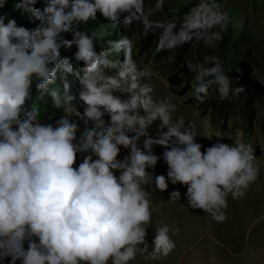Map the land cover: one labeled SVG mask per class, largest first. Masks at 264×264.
I'll return each instance as SVG.
<instances>
[{
  "label": "clouds",
  "instance_id": "9594fccd",
  "mask_svg": "<svg viewBox=\"0 0 264 264\" xmlns=\"http://www.w3.org/2000/svg\"><path fill=\"white\" fill-rule=\"evenodd\" d=\"M39 2L16 4L38 22L34 28L0 14V264H131L143 255L167 257L176 247L167 225L155 228L149 253L152 186L164 193L169 183L183 185L190 209L225 222L229 196L243 197L260 176L253 146L217 140L202 151L195 123L173 119L177 105L170 95L154 96L153 73L137 64L133 40L124 35L98 51L97 32L83 26L98 14L112 25L123 17L125 29L138 23L145 36L160 30L156 51L162 52L194 40L215 47L239 23L216 0H186L185 7L194 6L182 23L154 18L165 0L147 8L146 0H43L42 8ZM6 4L0 0V9ZM73 46L74 56L61 54ZM71 59L82 63V74ZM186 65L196 74L191 95L199 103L213 85L221 101L246 91L233 88L231 69L218 56ZM69 75L79 82L76 94ZM34 92L40 99L50 95L63 113L59 119L42 121ZM157 121L153 137L149 129ZM156 145L164 148L166 176L149 171L161 159ZM121 149L128 151L123 159ZM169 196L181 200L179 190Z\"/></svg>",
  "mask_w": 264,
  "mask_h": 264
},
{
  "label": "rangeland",
  "instance_id": "374dc122",
  "mask_svg": "<svg viewBox=\"0 0 264 264\" xmlns=\"http://www.w3.org/2000/svg\"><path fill=\"white\" fill-rule=\"evenodd\" d=\"M18 2L19 0H7L0 13H8L11 16L12 12L17 15L22 13L16 8ZM185 2L186 0H165L163 12L157 13L154 18L175 17L177 22L182 23L183 15L189 7L194 6L185 7ZM216 2L222 10L233 17L234 24L239 23L240 26H229V29L223 33V39L218 41L215 47H206L202 41L194 40L174 50L157 52L156 41L160 30L150 31L145 36L142 33V25L138 23L125 29L123 17L119 23L112 25L98 14L96 22H89L92 26H84L89 30H92V27L96 28L98 51L107 48L109 40L115 41L124 35L133 40L134 58L137 64L153 73L152 83L156 86L154 96L160 99L170 95L171 101L177 105V111L172 114L173 119L182 118L185 124L189 121L195 123L198 133L197 142L204 146L202 151L217 140L224 143L242 140L253 146L260 164V176L245 195L237 199L229 196L226 210L228 218L223 223L215 222L202 210L190 209L186 205L185 186L169 183V189L164 193H159L152 186L149 190L152 194L154 212L152 227L148 229L147 237L149 253L152 251L155 228L162 225L170 228L169 235L175 241L176 247L167 257L160 256L153 259L150 255H143L138 256L131 264H264V91L261 90L260 85H247V88L255 92L256 98L250 96L246 104L232 110L230 106L217 108L212 103L218 93L216 86L213 85L206 101L199 103L191 95L196 74L190 72L186 65L188 62H201L207 52L216 56L226 38L233 39L241 32H248L264 46V0H216ZM154 3L155 0H146L145 7H150ZM22 23L20 22L19 25ZM104 32L107 35H104ZM73 48L75 53V46ZM120 59H123L122 54ZM249 66L250 62L247 69ZM73 67L82 74V63L75 62ZM249 70L250 74L254 75L255 70ZM67 78L71 84V93L76 94L80 88L78 80L72 75ZM57 84H60L59 80ZM36 103L41 109L43 122H54L63 114L62 111L52 107L50 95L46 94L43 99H36ZM214 108L221 109V114L219 115ZM49 117L52 119L50 120ZM158 123L157 121L149 129V134L153 137L156 135ZM80 126L83 129V122ZM140 143L142 146L143 138ZM154 151L161 159L156 168L149 171L154 175L166 176L167 165L162 159L164 148L156 145ZM127 154V150L121 149L118 158L123 159ZM80 162L82 160L78 158L77 165ZM173 190L181 192L180 201H169V193Z\"/></svg>",
  "mask_w": 264,
  "mask_h": 264
},
{
  "label": "trees",
  "instance_id": "16d2710c",
  "mask_svg": "<svg viewBox=\"0 0 264 264\" xmlns=\"http://www.w3.org/2000/svg\"><path fill=\"white\" fill-rule=\"evenodd\" d=\"M36 7L42 8L43 0H40ZM11 14L12 16L10 15V18H15L17 20L18 25L20 22H23L21 26H25L27 28H34L36 23H38L30 20L27 14L18 13L17 15L15 12H12ZM88 25L92 26L91 23H89ZM95 29L96 28L92 27V30ZM64 35L67 39L72 38L70 33ZM219 49L220 51L217 53L216 56H218L223 61L226 71L231 69L228 74L232 80L233 88L243 87L246 91L237 95L236 97L232 95L227 100L223 101L219 99V94L217 93L215 99L212 100V103L217 108L230 106L232 110H236L237 106L239 107L242 104H246L249 101L250 96H252L253 99L256 98L254 96L255 92L250 90V88H247V85H260L261 90L264 91V46L260 44L257 40H255L254 37L248 34V32H241L233 39L226 38L222 42V45H220ZM61 54L63 56L72 57L75 54L74 48H72L70 51L61 49ZM204 56L213 55L207 52L204 54ZM70 62L72 63V65H74L76 61L74 59H71ZM249 62L250 66L247 69V65L249 64ZM211 66L213 65H209V67ZM249 69L255 70L254 75L250 74ZM39 98L40 94L34 92V99L36 100ZM214 110H216L219 115L221 114V109L214 108ZM25 247H27V245H25ZM4 264H8V261L6 260Z\"/></svg>",
  "mask_w": 264,
  "mask_h": 264
}]
</instances>
